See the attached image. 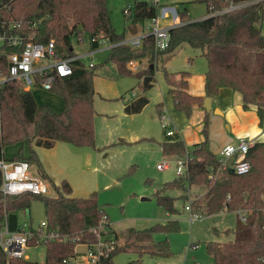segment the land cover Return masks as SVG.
Here are the masks:
<instances>
[{"label":"trees","instance_id":"trees-1","mask_svg":"<svg viewBox=\"0 0 264 264\" xmlns=\"http://www.w3.org/2000/svg\"><path fill=\"white\" fill-rule=\"evenodd\" d=\"M0 1L10 4L13 17L21 21L27 33L34 34L36 41L47 42L54 38L58 57L75 55L73 35L81 39L84 33H88L91 40L97 35L107 37L116 43L111 47L107 60H113L120 73H132L139 78L146 75L154 78L157 62L176 54L182 45L198 48L207 63L206 95H216L222 87L233 88L242 94L244 107L255 104L261 118L264 116V0H198L206 4L209 15L191 20L187 9L180 10V19L184 23L170 29L169 43L163 50L156 49L152 34H146L139 46L120 43L125 39V32L118 33L113 26L108 0ZM243 2L249 3L223 11L233 3ZM130 8L131 11L126 16L133 24L158 15V7L149 0H136L134 7ZM35 22L36 26L33 24ZM92 42L94 46L98 45V41ZM144 57H148L153 66L133 72L129 68V62ZM71 65L73 73L67 81L84 76L91 78L93 70L87 68L80 59L71 61ZM7 74L6 56L0 53V79ZM189 75V70L170 72L165 67L168 93L176 108L187 113L191 112L194 104L203 105L205 98L204 95L189 92ZM152 84V81L146 85L141 84V93L125 99L127 113L142 111L149 102L145 91ZM70 112L71 106L68 104L60 112L55 111L51 105L39 104L31 90L23 89L13 79L6 80L0 90V157L6 145L18 142H34L37 146L52 147L56 142L55 138L42 136L46 116H51L58 126L66 127L73 121ZM209 122V115L206 114L203 128L205 139L194 143L192 147H187L181 139L161 142L164 155L186 152L188 167L184 174L163 182L155 192L156 201L169 214H178L177 197L166 191L173 188L187 191L194 185L205 186L207 191L203 198L195 197L190 201L194 209L202 206L204 214L223 210L245 211L243 215L246 217L245 220L238 217L233 240L224 243L212 240L207 243V251L213 256L214 264H264V140L255 141L248 149L246 159L250 162V169L245 173H237L232 166L223 164L220 157L210 149L207 137ZM61 134L72 140L62 130ZM13 158L38 165L39 174L50 184L49 175L34 149L29 155L20 150ZM61 186L57 196L34 193L5 196L0 191V225L7 221L10 229L18 228L19 212L29 210L32 199L40 198L44 203V220L48 229L69 237L44 242L46 254L42 262L24 257L7 258L0 249V264H68L64 260L76 255V245L96 243L99 232L105 237V242L115 244L108 253L102 255L97 264H142L145 252L166 257L173 254L168 239L155 240L154 234L179 230L181 224L178 219L156 222L149 227L137 229L135 238L140 245L133 239L125 238L124 241L127 247L139 246L135 249L137 257L124 263H116V253L126 249L117 245V234L110 229V217L100 207L97 192L93 191L87 196H72L69 181L64 180ZM181 197L187 198L186 194ZM101 221L103 229L98 232L94 228ZM37 242L34 237L30 245H36Z\"/></svg>","mask_w":264,"mask_h":264},{"label":"rangeland","instance_id":"rangeland-1","mask_svg":"<svg viewBox=\"0 0 264 264\" xmlns=\"http://www.w3.org/2000/svg\"><path fill=\"white\" fill-rule=\"evenodd\" d=\"M135 1L108 0L111 21L118 33L131 34L132 29H137L140 35L149 32L147 25L150 24V19L133 24L126 16L124 9L129 6L134 7ZM152 1L154 0H149V2ZM157 2L160 6L158 17L160 27L170 26L172 23V17H164L162 14L164 6L176 5L179 10L187 9L191 20L209 14L206 4L198 0H157ZM262 31L264 33V14ZM72 46L74 54L91 50L90 35L84 33L81 39L73 35ZM110 49L108 43L104 42L103 46L97 49L92 56L86 55L81 58L86 67L93 70V74L91 78L88 76L80 78L82 84L86 83L89 86L86 95L82 97L75 95L71 103L68 104L72 106L73 100L84 98L91 110V114L83 112L84 117L79 118L78 122L76 121L75 129L79 130V133L70 136L72 140L62 136L60 131L54 133L56 143L52 147L37 146L34 142L6 145L3 150L4 155L10 159L20 150L25 155H29L34 149L49 175L48 195L57 196L58 190L62 189L61 184L64 180L70 182L72 196H87L96 191L100 207L107 211L112 227L117 230L123 243L125 238H123L122 232L129 234L131 229H143L156 222H165L168 218H178L181 224L179 230L161 231L154 234L155 240L168 239L173 254L166 257L145 252L142 256V264H214L213 256L207 251V243L212 240L224 243L234 239V229L238 219L236 211L224 210L204 214L201 208L193 209L194 207L191 205L192 210L201 216L190 222L192 211L187 210L185 206L193 199L195 192L203 191L199 189L204 186L194 185L187 191L176 188L166 191L167 194L177 197L178 214H169L163 206L157 203L155 198V192L163 182L172 180L178 175L176 173L177 161L187 157L186 152L164 155L161 148V141L174 138L166 137L168 135L162 125L161 114L157 108L158 102L163 100L164 95H169L165 67L170 72L189 70L192 81L202 85L203 79L199 76L202 75L204 78L207 67L206 58L200 54L198 48L184 44L167 61L159 60L153 84L145 91L150 95V102L140 112L127 113L122 107L124 102L122 96L130 95L128 89L133 85L137 93H141L144 77L139 78L132 73H120L116 63L113 60H107ZM134 60L140 61L142 67L140 70L148 66V57ZM91 61L96 64L92 68L89 66ZM132 71L135 72V70ZM191 85L193 86L190 81ZM39 89L41 88L32 89L34 98L39 100L44 98V93H52L54 97L50 96V101L59 110V104L62 103V100L64 101V96L52 90ZM173 105H175L174 101ZM195 105L203 107L201 104H194L193 107ZM193 107L190 113L182 111L190 120H188L190 125L187 130H198L205 139L204 118L209 113L206 110H201L202 112L197 114ZM248 107L244 108L248 109ZM56 108H54L55 111H57ZM257 112L259 124H262L264 116L261 118L258 109ZM51 119V116H46L45 124ZM209 120L207 137L211 149L210 115ZM48 125L50 128V122ZM61 127L59 126V128ZM117 129L123 130L125 141H118L119 132ZM179 136L184 139L187 147H192L193 144L187 142L189 137L186 139L181 133ZM248 139L253 140L252 137H248ZM90 140H94L95 144L87 142ZM108 144L110 145L101 149ZM220 151H218L219 155ZM167 160L168 168H157L159 163ZM31 168L34 174L38 173V165L33 164ZM184 194L187 198L181 197ZM44 218V203L40 198L32 199L29 210L19 212L20 222L29 220L33 225H36ZM227 229L229 232H226ZM78 245L80 251L85 250V244L79 243L76 246ZM26 253L33 260H44L46 246L43 243L28 246ZM136 257L135 250H122L116 253L114 261L124 263Z\"/></svg>","mask_w":264,"mask_h":264},{"label":"built area","instance_id":"built-area-1","mask_svg":"<svg viewBox=\"0 0 264 264\" xmlns=\"http://www.w3.org/2000/svg\"><path fill=\"white\" fill-rule=\"evenodd\" d=\"M249 2L231 4L223 11L232 10L242 7ZM152 4L158 7V15L150 19V24L147 25L149 32L135 36L130 39H124L120 43H126L131 46H139L143 37L146 34H152L155 40V47L157 50H163L167 47L170 39V29L173 26L181 25L184 22L180 19V10L176 5L164 6L162 14L164 17H172L170 26L160 27L158 24V17L160 6L157 0L152 1ZM9 3L0 1V53L6 56L8 74L0 79V90L2 84L9 79H13L25 90L33 88H42L44 90H51L54 88L55 82L58 79L70 77L73 73L71 61L80 59V56H72L61 58L56 53V45L54 38L47 42H38L32 33H27L21 21L13 17L10 10ZM126 14L131 11L130 6L124 9ZM222 12V11H221ZM36 26V22L33 23ZM93 41H98L101 45L104 42L108 43L109 47L114 46L107 37L99 35L92 37ZM93 61L89 66H94ZM129 67L132 70H140L142 67L139 60H131ZM166 126V123H164ZM1 127V125H0ZM168 134H173L174 130H167ZM255 141L248 138H240L238 141L227 144L220 151V159L223 164H228V158L236 156L235 161L230 165L237 173H245L250 169V162L246 159V154L249 147ZM32 164L24 159L7 158L4 155L0 157V191L5 196L21 195L23 193L34 194H47L50 189L49 182L32 172ZM159 169L169 167L168 160L163 161L157 165ZM188 167V156L186 159L178 160L176 173L178 175L184 174ZM186 209L192 211L190 220L200 218V214L192 210L191 203L186 205ZM241 219L245 220L246 217L242 214ZM103 229V221L98 227L94 228L99 232ZM36 237L37 244L44 243L47 240L62 238L68 239V235H62L59 231L48 229L46 220H42L36 225L32 221L24 220L19 222V227L10 229L7 221L0 225V249L7 258L24 257L28 258L29 254L26 253V248L30 245V241ZM98 241L94 244L86 245L85 251H77L76 255L72 258L65 259L64 262L76 263H99L103 254L113 248L115 242H105V237L98 234ZM79 244V243H78ZM175 264V263H163Z\"/></svg>","mask_w":264,"mask_h":264},{"label":"crops","instance_id":"crops-1","mask_svg":"<svg viewBox=\"0 0 264 264\" xmlns=\"http://www.w3.org/2000/svg\"><path fill=\"white\" fill-rule=\"evenodd\" d=\"M208 15H206V16H208ZM206 16H204V17H206ZM201 18H203V17H201ZM198 19H200V18H198ZM132 30H131V34L126 33L125 39H130V38H133L135 36L140 35V34H138L137 29H135V30L132 29ZM90 40H91V38H90ZM101 46H103V44H101V45L98 44L97 46H94V44L91 40V50L89 49L87 52H83L81 54H75L74 56H80L79 58L82 61L81 58L83 56H86V55L92 56L97 51V49H99ZM171 57L172 56L166 57L164 61H167ZM149 65H150V63L148 62V66ZM205 72H206V70H205ZM199 77H202V79H203L202 85L199 83L196 84L194 81H192V78L190 77V75L188 76V81H189L188 82L189 83L188 90L192 94L204 95L206 97L207 95L205 93V75H204V78L202 75H200ZM67 78H69V77H65L63 79H58L55 82L54 88L51 89L52 91L60 93L64 96V101L62 100V103L59 104V110H57L58 108H56V106L54 107L52 102L50 101L49 97L50 96L52 98L54 97V95L52 93H49V94L44 93L45 94L44 98L39 99V100L35 99L37 101V103L49 104V105L53 106L54 108H56L57 112H60V111H62V109L64 108V106L66 104H69V102L71 103L73 96L76 95L78 97H82V96L86 95L85 93L89 89V86L86 85V83L82 84V81L80 79L67 81ZM153 80H154V78H152V76H151L150 81L153 82ZM190 81H191V84H193V86L192 85L190 86ZM138 85H139V83H138ZM134 87L135 86L133 85L130 89H128V91L130 92V95L125 96V98H123L124 102L122 103L123 104L122 107L124 108V110H125V99L134 97L137 94H139V93H137V91ZM39 90H44V89L41 88ZM145 94L148 96L149 102H150V100H151L150 95H148L147 92H145ZM210 98H211V105H212V108L210 110L206 109L204 105H203V107H201L199 105H195L193 107V110H195V112L197 114L202 112L201 110H206L209 113V115L211 116V126H210V130H211L210 143L211 144L210 145H211L212 151L215 154H217L220 157V155L218 153V151H220V149L222 150L227 144H229L231 142L238 141L242 137L243 138L252 137L253 141H263L264 140V119H263L262 124H259V117H258L259 115L257 112L258 107L256 105L251 104V105H249L248 109H245L243 107L242 94L239 91L234 90L233 88H230V87H222L216 95L210 96ZM173 101L174 100H173L172 96L169 94V95H164L163 100L158 102V104L161 103L160 105L157 104L158 105L157 106L158 111L161 114L160 118H161L162 125L166 131V134L168 135L166 137L167 138L174 137V138H172V140L181 139L184 141V139H182L179 136L181 133V135H184V137L186 139H188V137H189V140L187 141L188 143L194 144V143L201 142L202 140H204L203 135L198 130L197 131L187 130L189 125H190V122H188L189 118H187L182 111H179L175 108V105H173ZM72 102H73V104L71 106V112H70V114L73 118L72 124L69 126H66V127L62 126L61 128H59V126L56 124L55 120L52 118L51 120H48V123L50 122V125H51L50 128H49L48 123L45 124V128H44V131L42 133L43 137L54 138V133H56V132L58 133V131H60V133H61V130L63 132H65L66 134H68L69 136H72L74 133H79V130L75 129L76 124L78 122L77 120L79 118L84 117L83 112H86V113L88 112L89 114H91V110L88 106L87 101L84 98H78L76 101L73 100ZM164 123H166V126H164ZM170 129L174 130L173 134L167 133V130H170ZM117 131L119 132L118 141H125L126 138H125V133L123 132V130L117 129ZM163 141H166V140H163ZM87 142H89L93 145L95 144L94 140H90ZM84 143H86V142H84ZM109 145L110 144L105 145L101 149H104L106 146H109ZM104 153L106 154L107 150L104 151ZM236 158H237L236 156H232V157L228 158L227 162L229 163V165H231L235 161ZM43 168H44V166H43ZM45 171L47 172L46 169H45ZM37 174L39 176H41L39 174V171ZM47 174H48V172H47ZM199 190H203V191H201L200 193L195 192V196L192 197L193 199L195 197H199L202 199L203 195L207 191V188L204 186V188L200 187ZM202 204H203V202H202ZM200 208L203 211L202 206ZM236 213H237L238 217H240L242 214H245V211H236ZM44 219H41V221ZM169 219H178V218H168L165 220V222L168 221ZM193 221L191 220L190 222H193ZM109 223H110V229H112L115 232V234H117V230L112 227L111 221H109ZM136 230L137 229H131L129 234L128 233L125 234L121 230V232L123 233V238L133 239L136 241V238H135ZM119 236L117 234V239H116L117 242L116 243L118 246H122L126 250H128V249L129 250L130 249L135 250L139 247V246L138 247H127L122 242V240ZM118 238H119V240H118ZM36 245H39V244H36ZM36 245H31V246H36ZM84 249L86 250V247ZM76 250L80 251L79 245L76 246ZM85 250H81V251H85ZM26 259H31L30 255ZM31 260H33V259H31ZM36 261H38V260H36ZM42 261H44V260H39V262H42ZM68 264H81V263L69 262Z\"/></svg>","mask_w":264,"mask_h":264},{"label":"water","instance_id":"water-1","mask_svg":"<svg viewBox=\"0 0 264 264\" xmlns=\"http://www.w3.org/2000/svg\"><path fill=\"white\" fill-rule=\"evenodd\" d=\"M153 65H151L152 67ZM151 80V76L150 75H146L145 78H144V85H146L149 81ZM203 105L205 106L206 109L210 110L212 108V105H211V98L210 96H206L204 98V102H203Z\"/></svg>","mask_w":264,"mask_h":264}]
</instances>
